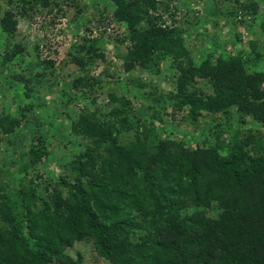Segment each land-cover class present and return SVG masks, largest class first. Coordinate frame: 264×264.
Instances as JSON below:
<instances>
[{
    "label": "trees",
    "instance_id": "16d2710c",
    "mask_svg": "<svg viewBox=\"0 0 264 264\" xmlns=\"http://www.w3.org/2000/svg\"><path fill=\"white\" fill-rule=\"evenodd\" d=\"M171 1L110 0V19L125 24L131 41L127 64L146 67L151 62L158 67L169 55L179 73L174 106H188L193 119L207 114L219 126L215 115L226 118L232 111L238 123L264 128V72H246L241 55L217 58L215 64L207 56L194 64L183 46L182 30L157 22L162 14L174 17ZM49 2L43 0L41 6ZM216 4L212 0L214 14ZM240 4V9L246 7ZM0 26L4 34L13 33L11 12L3 13ZM93 44L81 48L93 53ZM199 79H206L212 92L205 89L197 95L195 88L190 90ZM80 80L81 87L71 85L74 94L94 88V82ZM108 114H121L118 125L105 126L84 116L74 123L97 153L77 157L73 183L60 179L69 187L67 197L54 193L52 202L34 212L26 205L29 192L18 189L14 195L11 187H0L7 206L0 212V264H51L53 259L71 264L61 251L73 239L86 237L107 264H264V131L235 130L211 147L204 137L190 145L159 137L150 153L147 140L155 132L151 118L142 119L132 141L120 145L116 132L129 129L128 121L123 109ZM223 148L219 156L217 149ZM47 155L45 137L31 131L25 165L40 164ZM81 177L87 178L82 182ZM183 196L205 206L206 212L184 218Z\"/></svg>",
    "mask_w": 264,
    "mask_h": 264
},
{
    "label": "rangeland",
    "instance_id": "374dc122",
    "mask_svg": "<svg viewBox=\"0 0 264 264\" xmlns=\"http://www.w3.org/2000/svg\"><path fill=\"white\" fill-rule=\"evenodd\" d=\"M42 1L0 0V18L9 11L14 20L10 35L0 26V187H11L14 195L18 189L29 192L26 205L32 211L52 202L54 193L67 197L69 187L60 179L73 183L77 157L88 151L97 153L92 151L90 139L74 126L82 116L116 126L121 114L108 112L123 109L130 128L116 129V143L120 145L132 141L142 119L151 118L155 132L147 140L150 153L155 151L159 137L183 140L185 145L205 138L206 146L211 147L226 141L232 131L260 128L248 121L238 123L232 111L226 118L215 115L222 123L219 126L207 114L193 119L187 114L188 106H174L175 74H179L175 64L169 55L158 67L151 62L146 67L135 61L127 64L131 41L125 24L110 19V0H49L45 7ZM216 1L214 14L212 0H172L174 17L162 14L157 22L182 30L183 46L194 64L207 56L210 64H215L217 58L241 55L246 72H264V0ZM240 3L246 7L240 9ZM120 36L124 40L117 42ZM92 40L93 53L81 48ZM11 52L13 56L7 60ZM76 79L94 82V88L74 94L71 85L82 86ZM194 88L197 95L200 90L212 92L206 79H199L190 90ZM34 130L45 137L48 155L30 167L25 165L26 147ZM217 151L222 156L226 148ZM14 199L18 201L17 196ZM188 199L183 196L179 200L184 218L206 212L205 206ZM5 202L0 198L1 213L7 209ZM61 254L67 255L71 264H107L90 237L73 239ZM51 264L60 263L53 259Z\"/></svg>",
    "mask_w": 264,
    "mask_h": 264
}]
</instances>
